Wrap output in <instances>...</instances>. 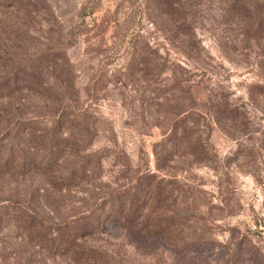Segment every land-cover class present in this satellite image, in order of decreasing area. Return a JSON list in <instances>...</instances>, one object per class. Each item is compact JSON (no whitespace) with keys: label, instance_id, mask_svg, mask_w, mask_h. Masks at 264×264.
<instances>
[{"label":"rangeland","instance_id":"1","mask_svg":"<svg viewBox=\"0 0 264 264\" xmlns=\"http://www.w3.org/2000/svg\"><path fill=\"white\" fill-rule=\"evenodd\" d=\"M0 264H264V0H0Z\"/></svg>","mask_w":264,"mask_h":264}]
</instances>
